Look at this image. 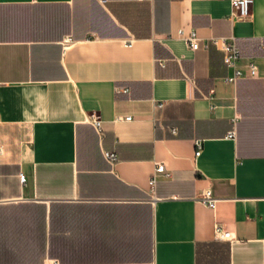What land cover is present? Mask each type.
Returning <instances> with one entry per match:
<instances>
[{
  "label": "crops",
  "instance_id": "obj_1",
  "mask_svg": "<svg viewBox=\"0 0 264 264\" xmlns=\"http://www.w3.org/2000/svg\"><path fill=\"white\" fill-rule=\"evenodd\" d=\"M216 223L264 264V0H0V264H198Z\"/></svg>",
  "mask_w": 264,
  "mask_h": 264
},
{
  "label": "built area",
  "instance_id": "obj_2",
  "mask_svg": "<svg viewBox=\"0 0 264 264\" xmlns=\"http://www.w3.org/2000/svg\"><path fill=\"white\" fill-rule=\"evenodd\" d=\"M230 1L235 8V12L238 15H243V16L248 15L250 5L253 2V0H230ZM179 33L188 41L191 48L197 49L199 47L200 37L198 36L196 29L192 28L188 33H185L183 29H180ZM212 41L215 44L221 42V48L224 51L225 64L227 65V67L233 68V73L231 75H228L226 77V80L230 82H235L240 77L244 76L245 75L244 70L238 67V60L241 56V50L236 44V42L231 39H222V38L219 39L215 37L212 39ZM128 44L131 45V42H129ZM249 70L251 75L256 74L257 65L254 61H251L249 63ZM121 90L127 92L128 88L122 87ZM120 118L130 120L131 116L120 115ZM90 121L98 128L99 131L101 130V120L99 119L98 115L96 114L92 115ZM234 134H235V130L233 129L230 131V135H234ZM196 144L198 147L197 152H199L202 147L201 140L197 139ZM105 155L110 161H115L118 158V154L113 151H105ZM164 170H165L164 164L158 163L157 166L155 167L153 174L155 175L156 172H163ZM22 179L24 180L23 176ZM154 182H155V176L151 179V183L154 184ZM203 199L211 207H214L216 205L217 200L214 197L213 192L210 188L204 191ZM215 236L217 240H221L224 238H230L231 233L229 230L225 229L221 223H216ZM50 264H58V261L55 260Z\"/></svg>",
  "mask_w": 264,
  "mask_h": 264
},
{
  "label": "trees",
  "instance_id": "obj_3",
  "mask_svg": "<svg viewBox=\"0 0 264 264\" xmlns=\"http://www.w3.org/2000/svg\"><path fill=\"white\" fill-rule=\"evenodd\" d=\"M230 243H224L220 240L206 242L199 248V263L206 256L210 259L207 264H228L229 263Z\"/></svg>",
  "mask_w": 264,
  "mask_h": 264
},
{
  "label": "rangeland",
  "instance_id": "obj_4",
  "mask_svg": "<svg viewBox=\"0 0 264 264\" xmlns=\"http://www.w3.org/2000/svg\"><path fill=\"white\" fill-rule=\"evenodd\" d=\"M208 261H210V259L206 256H203L202 259H201V264H207Z\"/></svg>",
  "mask_w": 264,
  "mask_h": 264
}]
</instances>
